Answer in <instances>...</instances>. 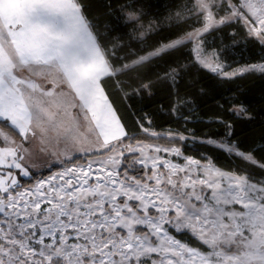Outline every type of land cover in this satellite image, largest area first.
I'll return each instance as SVG.
<instances>
[{"label":"snow or ice","instance_id":"snow-or-ice-1","mask_svg":"<svg viewBox=\"0 0 264 264\" xmlns=\"http://www.w3.org/2000/svg\"><path fill=\"white\" fill-rule=\"evenodd\" d=\"M118 7L117 21L101 25L82 0H0V264H264V158L256 155L264 145L242 150L228 139L231 124L219 141L208 138L257 170L235 172L160 155L183 156L175 145L125 144L104 83L132 74L144 81L137 92L156 83L178 89L194 65L226 80L264 75V59L225 70L223 49L209 51L202 39L235 20L264 46V0H195L201 26L191 31L171 23L186 20L180 12L148 19L141 0ZM118 29L138 47L109 48ZM170 110L186 122L191 115ZM229 111L252 118L242 104ZM61 146L104 155L21 188L12 170L29 176L26 160ZM125 152L132 161L122 171ZM137 164L143 175L129 173Z\"/></svg>","mask_w":264,"mask_h":264},{"label":"trees","instance_id":"trees-1","mask_svg":"<svg viewBox=\"0 0 264 264\" xmlns=\"http://www.w3.org/2000/svg\"><path fill=\"white\" fill-rule=\"evenodd\" d=\"M82 2L87 6L86 15L90 20L101 25H112L117 21L118 5L130 3L132 0H82ZM190 2L192 0H141L142 4L151 6L150 9L145 8L148 19H151L153 15H158L163 20L170 13L175 16V13L180 12L186 20H173L171 23H179L184 31L199 24L194 21L197 15L186 16L183 13V6ZM109 4L113 5L110 15L105 11V6ZM128 31L131 29L129 28ZM207 37L216 48L223 49L222 57L232 64L258 62L264 59V46L256 38L248 35L241 21H231L227 25H222L210 31ZM114 41H121L125 45L130 44L133 48L138 47L135 41L129 40L123 29L111 32L107 41L109 48ZM151 43L150 40L149 44ZM190 49L191 44L184 49L183 58L185 60L191 59L193 55ZM127 52L128 48L125 47L120 55H125ZM151 78L154 79V76ZM142 82L144 81L135 78L132 74L120 75L119 83L108 78L104 82L109 100L128 136L153 139L146 135L144 128L157 132H176L186 137L185 140H180L184 155L201 161L211 160L215 166L225 170L257 171L242 158L213 144H208L206 140L225 137L226 125L231 124L233 132L228 139L235 141L242 150L255 149L264 145V75L245 74L243 77L226 80L207 69L194 65L190 66V70L180 82L178 89H170L165 84L156 83L149 91L137 92ZM201 89H204L203 93ZM179 100H187L191 109L187 122L170 110L173 105H176L184 115L189 114V108L181 106L178 103ZM233 104L245 106L252 118H241L230 112L229 109ZM5 129L10 131L6 127ZM159 139L162 142L168 141L165 137ZM256 155L258 159L264 158V153ZM57 168L59 165H52L42 171L32 172L30 178L22 177L20 181L24 184L32 182L38 177L50 174ZM175 235L190 242L192 246H200L198 242L190 241L188 236Z\"/></svg>","mask_w":264,"mask_h":264},{"label":"rangeland","instance_id":"rangeland-1","mask_svg":"<svg viewBox=\"0 0 264 264\" xmlns=\"http://www.w3.org/2000/svg\"><path fill=\"white\" fill-rule=\"evenodd\" d=\"M194 4H195V0H192V2H190L189 4H186V5L183 6L182 10H183L184 15H186V16L196 15L195 14L196 10H195ZM186 9H192V11L191 12H187ZM218 15H223V13L222 12H218ZM194 21L196 23L198 22V17L197 16L195 17ZM241 23L244 25V23L242 21H241ZM200 26H201V24L199 23V24H196L195 26H193L192 28L200 27ZM192 28L190 30H188V31H191ZM208 33H205L204 36L202 37V39L205 41L206 49H208L209 51H211L213 49H218L212 44V42L207 37ZM221 60L226 65L225 70H231L232 68H236V67H238L240 65L248 64V63L232 64L231 62L226 61L222 57V55H221ZM251 63H256V62H251ZM144 129H148L149 130L148 132H145V131L144 132L146 133V135L153 137V139L147 140L144 137L143 138L142 137H136V138L134 137L133 138L131 136H127V138H125V140H124V143L127 144V143L131 142L132 144H135L137 141H140V142H143V143H146V144H159L162 147H170V146L175 145V146L181 148L180 140L178 139V136L182 135V134H179V133H176V132H172V131L157 132V131L149 129V128H144ZM4 130L8 131L7 129H4ZM152 132L158 133L159 135L158 136H152L151 135ZM170 133L172 134L173 139H169V135L168 134H170ZM160 137H165V138L168 139V141L162 142L159 139ZM214 140L219 141L220 139H214ZM181 151H182V149H181ZM53 153H55V154H53ZM103 155H104L103 153H98V152L82 153V152L76 151L74 149H70L68 151H65L63 146H61L59 149H53V150H50L48 152H37V154L35 156H33L31 159L26 160L25 163H26V165H27V167L29 169V173H30L29 176L19 175L18 170H16V169H13L12 171L17 174V179L20 182L21 188H28V187L34 185L38 180L47 179L48 177H50V176L62 171L66 167H70V166H72L74 164L86 165V163H87V161L89 159H93V160L94 159H99V158H102ZM160 155L162 157H164V158L172 160L175 163H180V164L184 163V157H190V156H187V155H184V154L181 157L169 156L166 153H160ZM77 157H79V158L76 159V160H72V159L77 158ZM125 157H126L125 165L121 166V170L122 171H123V168L125 166H127L128 164H130L131 161H132V155L131 154L125 152ZM201 162L202 163H206L207 161H201ZM52 165H59V168L53 170L50 174H48L46 176L44 175V176L38 177L37 179H35L32 182H28V183L24 184L23 182L20 181L22 177L30 178L32 172L42 171L44 168H50ZM129 173L130 174H135V175H140V174L143 175V172L141 170V166L138 165V164L137 165H133L131 168H129ZM178 239H180V238H178ZM182 241L186 242L185 240H182Z\"/></svg>","mask_w":264,"mask_h":264}]
</instances>
